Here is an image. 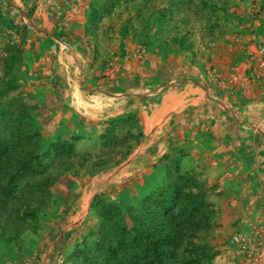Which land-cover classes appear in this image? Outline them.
Instances as JSON below:
<instances>
[{"label": "crops", "instance_id": "1", "mask_svg": "<svg viewBox=\"0 0 264 264\" xmlns=\"http://www.w3.org/2000/svg\"><path fill=\"white\" fill-rule=\"evenodd\" d=\"M70 8L78 13L71 12L63 27L52 28L53 39L49 34L37 37V48L23 52V64L32 67L30 78L50 75L44 81L49 91L29 96L38 107L45 143L76 136L79 154L84 148H103L111 133L129 134L125 144L131 154L118 155L91 171V183L104 180L105 188L101 184L100 191L90 189V199L107 188L104 195L111 200L121 193L141 195L160 181L163 156L178 148L186 152L182 170H194L206 184L221 225L238 224L247 230L255 215L264 217V99L256 85L241 89L250 73L246 50L237 55V68L222 60L218 64L222 79L235 74V85L209 82L207 66L198 63L182 76L178 66H168L174 55L167 59L161 49L164 55H156L159 59L150 54V59L141 60L139 45L130 35L120 48L93 29L87 4ZM92 9L91 5L88 10ZM253 27L258 40L253 42L264 44V25L254 20ZM250 35L234 34L244 39ZM42 60L45 64L40 66ZM15 77L19 86L24 84L25 79ZM113 189L117 194L110 197Z\"/></svg>", "mask_w": 264, "mask_h": 264}, {"label": "rangeland", "instance_id": "2", "mask_svg": "<svg viewBox=\"0 0 264 264\" xmlns=\"http://www.w3.org/2000/svg\"><path fill=\"white\" fill-rule=\"evenodd\" d=\"M106 1L0 0V90L3 87L5 61L9 56L6 51L8 43H18L22 35H25L23 52H32L37 48V37L45 39L49 34V39H53L52 35L55 33L52 28L63 27L61 24L71 12L78 13L74 7H70L87 4L88 9L92 5V8L101 11L100 7ZM88 9L86 12L89 16L92 10ZM163 10L166 12L161 16L159 12ZM254 20H259L260 25H264V0H123L112 12L105 14L99 23L93 21L92 26L100 37L107 39V42H115L120 48L122 39L130 35L139 45L138 48L145 46L147 49L141 60L147 61L150 54L154 60L159 59L164 55L160 51L163 49L167 59L174 55L172 60H167L168 66H178L182 71L181 75L187 76L189 67L194 63L207 66L206 71L211 66L219 71L218 64L221 60L224 65L232 64L237 68V55L246 50L250 41H258L253 38ZM244 31L252 35L247 39L244 36H234L242 35ZM123 32L126 33L125 37ZM179 37L184 38L185 49H181L175 42ZM212 50L215 52H211ZM44 64L45 61L42 60L40 66ZM112 66L111 64L110 68ZM165 67L167 69L166 65ZM31 71L32 67L28 64L24 65L22 62L16 65L14 75L18 74L25 82L17 90L0 98V102L5 101L10 106L13 98L21 96L31 104L30 93H47L49 89L44 81L50 75L41 74L30 78V74H33ZM224 71L228 75L229 70ZM234 77L233 73L224 78L226 86L235 85L237 78ZM230 79H233V83L229 82ZM209 82L214 81L210 79ZM262 106L264 109V105ZM116 130L117 125L113 129L114 133ZM127 138L129 134L120 136L111 133L103 143V148L96 145L94 149L91 148V152L82 149L74 159L73 167L67 171L56 167L54 154L46 146L42 150V160L51 165V175L59 174L56 184L49 192H32L30 188L24 187L12 199L0 197V264H59V259H64L65 264H104L96 246L103 220L92 202L95 197L104 195L109 190L107 188L90 199V189L100 191L98 186L101 184L105 188L104 180L99 184L91 183L94 175L91 171L118 155L125 158L131 154L132 150L125 144L128 142L125 140ZM105 143L107 146H104ZM85 156L89 161H85ZM113 190L109 193L110 197L117 194L116 189ZM105 198L111 200L108 195ZM136 198L135 195L121 193L120 197L111 201L127 209L137 203ZM220 218L217 212L215 226L207 237L220 251L213 264H264V217L255 215L256 221L247 230H243L238 224L225 228L221 225ZM235 231H242L250 236L255 246L254 255L250 257L231 243V236Z\"/></svg>", "mask_w": 264, "mask_h": 264}, {"label": "trees", "instance_id": "3", "mask_svg": "<svg viewBox=\"0 0 264 264\" xmlns=\"http://www.w3.org/2000/svg\"><path fill=\"white\" fill-rule=\"evenodd\" d=\"M121 1L107 0L101 11L94 7L91 23H99ZM165 12L159 13L162 16ZM122 35L125 37L126 33ZM24 40L22 35L20 42L6 46L9 56L5 61L0 98L19 88L14 67L23 62ZM175 42L185 49L184 38H176ZM37 108L21 96L13 98L10 106L0 102L1 198L12 199L24 187L32 192H49L56 184L59 174L51 175V165L42 160L46 146L54 154L56 167L62 171L70 170L78 157L73 142L76 136L72 139L59 136L45 143ZM185 154L178 148L165 154L160 181L138 195L132 207L124 209L107 200L105 195L94 198L92 205L103 220L96 246L104 264H213L220 251L207 237L215 226L216 204L210 200L206 184L196 172L182 170ZM84 159L89 161L87 156Z\"/></svg>", "mask_w": 264, "mask_h": 264}, {"label": "built area", "instance_id": "4", "mask_svg": "<svg viewBox=\"0 0 264 264\" xmlns=\"http://www.w3.org/2000/svg\"><path fill=\"white\" fill-rule=\"evenodd\" d=\"M140 57L146 55L147 49L145 46H140L137 50ZM246 55L250 61V73L248 77L242 82L241 88L248 90L251 85H256L261 97L264 99V44L257 42H250L246 47ZM209 78L220 84L226 86L227 81L222 79L218 71L213 67L208 68ZM233 83V79H230ZM231 243L240 247L250 257L255 254V246L252 243L250 236L242 231H235L231 236ZM59 264H65L64 259H59Z\"/></svg>", "mask_w": 264, "mask_h": 264}]
</instances>
